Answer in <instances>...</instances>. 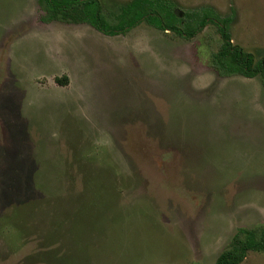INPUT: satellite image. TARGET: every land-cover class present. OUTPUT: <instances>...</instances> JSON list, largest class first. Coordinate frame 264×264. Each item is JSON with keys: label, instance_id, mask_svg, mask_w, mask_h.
Wrapping results in <instances>:
<instances>
[{"label": "rangeland", "instance_id": "rangeland-1", "mask_svg": "<svg viewBox=\"0 0 264 264\" xmlns=\"http://www.w3.org/2000/svg\"><path fill=\"white\" fill-rule=\"evenodd\" d=\"M99 1L111 20L130 0ZM173 1L264 52V0ZM42 13L0 0V264H214L264 224L263 86L209 65L213 24L106 35Z\"/></svg>", "mask_w": 264, "mask_h": 264}, {"label": "trees", "instance_id": "trees-1", "mask_svg": "<svg viewBox=\"0 0 264 264\" xmlns=\"http://www.w3.org/2000/svg\"><path fill=\"white\" fill-rule=\"evenodd\" d=\"M43 22L86 23L106 35L123 34L145 22L182 38H192L213 24L219 35L209 65L220 76H258L264 90V52L260 56L244 50L230 37L231 16H220L209 6L181 8L173 0H130L121 4L111 20L102 12L99 0H39ZM62 82L60 79H56ZM264 252V224L238 228L229 243L216 256L214 264H240L248 252Z\"/></svg>", "mask_w": 264, "mask_h": 264}]
</instances>
